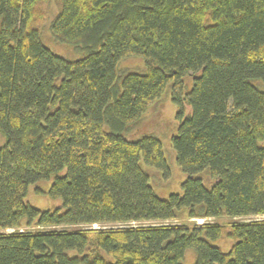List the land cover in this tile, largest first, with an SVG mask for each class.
<instances>
[{
    "label": "trees",
    "instance_id": "16d2710c",
    "mask_svg": "<svg viewBox=\"0 0 264 264\" xmlns=\"http://www.w3.org/2000/svg\"><path fill=\"white\" fill-rule=\"evenodd\" d=\"M52 1L0 0V264H264V220H243L264 216V0H55L78 60L42 41ZM136 57L146 74L120 82ZM190 73L172 97L187 178L161 199L142 168L168 172L161 142L123 134ZM47 180L53 211L26 201Z\"/></svg>",
    "mask_w": 264,
    "mask_h": 264
},
{
    "label": "rangeland",
    "instance_id": "374dc122",
    "mask_svg": "<svg viewBox=\"0 0 264 264\" xmlns=\"http://www.w3.org/2000/svg\"><path fill=\"white\" fill-rule=\"evenodd\" d=\"M46 18L40 27L41 38L44 44H47L53 52L67 60H78L83 57L82 53H78L73 48L61 44L56 41L50 33V26L59 13L60 6L54 0L45 7ZM147 72V65L143 58H133L124 60L119 65L120 82L129 74L143 75ZM194 74L186 75L182 80V86L179 90L174 91L173 84H170L164 94L154 101L148 108L140 122L132 129L129 134L124 133L123 136L131 141H139L143 138H154L161 142L165 159L167 161L168 172L154 167L142 164L144 172L149 176L150 185L156 195L161 199H167L171 194H182V184L187 176L178 165L176 154L172 147V139L178 132V120L176 118L177 106L172 100L174 93L186 98V95L191 91L194 81ZM5 143V137L0 134V147ZM52 185V180L41 181L33 184L29 189V194L26 201L41 211H53L62 207V201L52 199L48 194L40 195L36 192L40 188L48 193ZM247 222H255L264 220V216H255L243 219ZM197 224L206 222H217L215 219H197L194 220ZM184 219L164 223L165 225H182ZM147 225V224H145ZM150 225V224H148ZM158 225V224H154ZM134 226H138L134 224ZM94 228H100L94 226ZM109 228V227H104ZM12 232V231H9ZM195 254L189 252L186 264H193Z\"/></svg>",
    "mask_w": 264,
    "mask_h": 264
}]
</instances>
